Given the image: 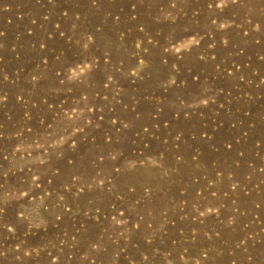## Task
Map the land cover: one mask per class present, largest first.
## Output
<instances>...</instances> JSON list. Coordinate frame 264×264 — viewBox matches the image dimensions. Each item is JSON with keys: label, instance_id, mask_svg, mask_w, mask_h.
I'll use <instances>...</instances> for the list:
<instances>
[{"label": "rangeland", "instance_id": "obj_1", "mask_svg": "<svg viewBox=\"0 0 264 264\" xmlns=\"http://www.w3.org/2000/svg\"><path fill=\"white\" fill-rule=\"evenodd\" d=\"M0 264H264V0H0Z\"/></svg>", "mask_w": 264, "mask_h": 264}, {"label": "bare ground", "instance_id": "obj_2", "mask_svg": "<svg viewBox=\"0 0 264 264\" xmlns=\"http://www.w3.org/2000/svg\"><path fill=\"white\" fill-rule=\"evenodd\" d=\"M130 178V177H129Z\"/></svg>", "mask_w": 264, "mask_h": 264}]
</instances>
